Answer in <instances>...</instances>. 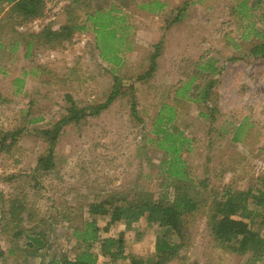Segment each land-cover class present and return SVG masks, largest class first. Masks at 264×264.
I'll use <instances>...</instances> for the list:
<instances>
[{
  "label": "rangeland",
  "instance_id": "374dc122",
  "mask_svg": "<svg viewBox=\"0 0 264 264\" xmlns=\"http://www.w3.org/2000/svg\"><path fill=\"white\" fill-rule=\"evenodd\" d=\"M145 1L78 0L73 4L70 0H41L37 17L13 26L21 32L20 39L0 34V139L3 134L9 137L22 131L13 145L0 152V210L5 212L11 200L21 201L25 208L23 226L34 225L36 232L46 236L43 264L52 256L74 257L78 247L71 229L87 220L88 204L110 193L127 191L134 197L150 192L152 199L166 192L172 199L171 187L165 186L171 179L165 180L168 175L163 173L165 165L161 163L169 155L157 147L161 135L155 132L160 129L182 140L179 155L189 167L192 188L207 201L227 187L251 190L253 194L261 189L264 60L244 53L250 43L244 40L246 34L251 35L249 24L257 23L261 10L245 11L239 5L242 0H219L211 12L193 11V0H177L175 5L179 7L175 10L185 7L183 19L174 29H168L165 23L176 14L173 7L164 17L146 16L139 8ZM245 2L249 7L253 0ZM95 11H111L124 26L115 31L116 40L121 41L109 44L110 51L100 49L96 34L89 30L93 23L86 16ZM117 18L101 20L115 25ZM66 24H83L86 31H75L67 40L56 38L48 44H40L33 37L41 30L58 32ZM261 26L264 31V21ZM103 35L102 44L110 43V35ZM16 39L18 43L13 44ZM29 42L33 43L30 48ZM158 43L161 47L156 70L151 78L138 79L147 71L149 56ZM232 57L236 59L229 60ZM117 58L120 63L114 65L112 61ZM212 61L215 71L209 76L202 69ZM115 77L120 82L115 101L100 115L65 126L55 147L54 169L34 176L32 171L46 146L38 130L66 114V96L79 107L104 103ZM209 80L214 84L204 103L174 99L178 81H189L193 96L198 97ZM162 105L175 107V114L166 108L160 113ZM171 113L172 121L164 118L159 122L160 117ZM239 125L241 140L233 142L231 137ZM8 142L6 139L5 144ZM202 181L206 182L205 189L199 188ZM190 193L193 195L192 189ZM246 208L256 211L250 200ZM197 217L188 222L187 247L168 264H264V260L253 263L250 255L217 248L208 234L205 216ZM106 222L107 218L98 219L99 226ZM252 225L264 232L258 216ZM120 232L125 254L148 257L160 230L147 227L142 218L130 230L118 224L101 236L116 238ZM5 238L0 234V264H40V258L6 259ZM90 251L97 256L98 264H110L101 256L98 244Z\"/></svg>",
  "mask_w": 264,
  "mask_h": 264
},
{
  "label": "trees",
  "instance_id": "16d2710c",
  "mask_svg": "<svg viewBox=\"0 0 264 264\" xmlns=\"http://www.w3.org/2000/svg\"><path fill=\"white\" fill-rule=\"evenodd\" d=\"M77 1L70 0L69 3L75 4ZM40 4L41 0H0V14L5 7L7 8L0 16V34H11L20 39L21 32H18L13 26H21L28 17H37L38 13H40ZM239 5L245 8V0H242ZM250 5L251 7L264 6V0H253ZM184 8L177 11L173 21H179ZM117 11L115 9V12ZM261 17L264 20V12ZM101 18L113 21L117 17L111 16V11L107 13L95 11L93 15L87 14L86 19L91 24L93 23L89 27L91 29H87L96 34L97 44L100 45L98 46L100 49L110 51L109 44L115 45V43L118 44L121 41L118 38L116 40L115 31L118 28L123 29L124 26L119 24L120 20L118 18L115 25H111L110 22H103ZM97 19L102 22L97 21ZM116 25H118L117 28L115 27ZM75 31H86V27L83 24L76 26L74 24H66L60 27L58 32L41 30L34 34L33 37L40 44H48L56 38L67 40ZM250 32H252L251 35L256 40L248 44L244 53L255 59L264 60V31H253L250 29ZM103 34L110 35V43L102 44ZM31 36L28 37L30 38ZM246 36L248 35L246 34ZM246 36L244 40L249 37ZM18 40L16 39L13 44H17ZM27 45L30 48L33 43L29 42ZM233 46L237 47L238 44L234 43ZM160 47V43L154 46V51L149 56V67L145 74L138 79L146 80L152 77L157 68L156 60L160 55L158 53ZM235 59L233 57L229 58V60ZM112 63L117 65L120 60L118 58L114 59ZM213 64L214 61L209 63L207 68L205 67L206 70L204 68L202 71L212 76L215 71ZM213 84L214 81L209 80L200 96L194 97V88L190 89V82L188 81L182 85V91L181 88H178L175 94L187 97V100L193 103H204L210 95V89ZM118 87H120V82L115 77L110 94L104 103L97 105L79 107L70 96H66L69 103V107L66 108V114L47 128L37 132L43 138L46 146L43 155L37 159L32 171L34 176L47 174L54 169V151L62 129L67 125L77 124L80 121H84L87 117L97 116L106 111L109 105L119 96ZM194 87L196 88V86ZM165 108L173 111L171 108L162 105L159 112H163L166 110ZM131 113L135 114L134 107H131ZM172 117L173 113L166 117L162 116L159 118V122H162L164 118L166 122H170ZM241 128L242 125H239L233 133L231 137L233 142L241 140L238 134ZM20 133L22 131H16L11 133L9 137L3 134L0 139V146L3 143L2 147H0V152L3 151V148L13 145ZM155 133L161 135V140L157 142V147L169 155V159H164L161 163L165 165L163 173L168 175L165 180L171 179L170 183H166L165 186L171 187L172 199L169 200L170 195L168 196L166 192L159 193L156 198L152 199L150 192H144L139 197H134L130 195L132 191H127L126 193L113 192L108 194L105 199L88 204L86 209L87 220L85 219L83 224L80 227L78 226L79 228L71 229L72 237L78 247L74 257L69 259L66 256H52L46 264H98L97 256L90 251L94 244H98L101 256L107 259L110 264H168L174 259V256H177L182 249L187 247L190 238L188 222H194L198 215L205 216L208 234L217 248L239 256L250 255L253 263L264 260V232L261 233V231L255 230L252 225L256 216L259 217L260 223L264 225V177L259 178L261 189L256 190L255 194L251 193V190L233 191L230 187H227L222 191L221 195L211 194L212 197L208 198L207 201L203 196H200V191L194 189L192 181L189 180V167L179 155L182 140H177L176 135L169 133L167 129H160ZM6 139H9L7 145L5 144ZM165 143H169V145L165 147ZM33 179L35 180L34 177ZM205 183V181L199 182V188L205 189ZM191 189L193 195L190 193ZM248 200L256 207V211L246 208ZM24 209L21 201L15 199L11 200L5 212L2 211L3 208L0 210V234L6 237L5 242L7 244L4 256L6 255V259L11 258L15 261L18 259L24 260L28 257L40 258V264H43L45 255L42 254V250L46 245V236L43 232H36L34 225L29 228L23 226L24 217L22 213ZM27 216L30 222L32 220L31 213L29 212ZM103 218H107V222L103 226H99L98 219ZM142 218L145 220L147 227L156 226L160 230V233L158 232L155 238L154 251L147 255L148 257H130L125 254V242L122 232L116 238L101 236L102 233H108L111 227L118 224H123L125 231L130 230L132 225ZM47 248H49V245H47ZM2 255L3 252H0V256Z\"/></svg>",
  "mask_w": 264,
  "mask_h": 264
},
{
  "label": "crops",
  "instance_id": "0c3cea01",
  "mask_svg": "<svg viewBox=\"0 0 264 264\" xmlns=\"http://www.w3.org/2000/svg\"><path fill=\"white\" fill-rule=\"evenodd\" d=\"M219 0H193V2H191L190 4L192 5L191 7L193 8V11L196 10L198 8V10H202L204 12H211L213 11L216 6H217V3H218ZM177 0H148L147 2H141L139 8L140 10H142V12L144 13H147V14H144L146 16H151L152 14H155L156 16L159 15V16H162L164 14H166L167 12H171L172 10V7H173V10H175L176 8H178L179 6H176ZM161 6V7H160ZM247 8L252 10L253 11H256V12H259V10H261V14L257 15V23L256 24H249V27L254 31V30H257V31H262L261 28V24L263 23V19H262V13L264 12V6L263 5H260L259 7H251V5L249 7H246L245 5V11H247ZM6 7L2 10L0 16L6 11ZM172 10V11H173ZM180 9H177L175 10L174 13L177 14V11H179ZM233 11V10H232ZM235 12H236V8H235ZM237 13H241L240 11ZM236 13V14H237ZM175 14V16H176ZM174 16V18H175ZM164 17V16H162ZM183 13H182V16L180 17L179 21H173V20H169L168 22L165 23V27H167L168 29H171V28H175L180 22L181 20L183 19ZM254 17V16H253ZM264 18V17H263ZM252 33V32H250ZM248 35V34H247ZM247 37V36H246ZM244 38V37H243ZM249 38H252L255 42V37L252 35V37H248L246 41L248 42H252L253 40L252 39H249ZM236 42V41H235ZM234 43V42H233ZM254 58V57H253ZM255 59V58H254ZM256 60H260V59H256ZM215 70V68H214ZM188 81H184V82H177V84H175V90H174V99H180L182 100L181 98H185V97H182V96H178L175 94V91L178 89V88H181V91H182V88L184 85V83H187ZM193 88V87H191ZM190 88V89H191ZM187 99V97H186ZM174 113H175V107L172 106V108Z\"/></svg>",
  "mask_w": 264,
  "mask_h": 264
}]
</instances>
